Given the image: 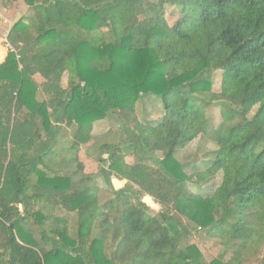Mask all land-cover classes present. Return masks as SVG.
<instances>
[{
  "label": "trees",
  "instance_id": "16d2710c",
  "mask_svg": "<svg viewBox=\"0 0 264 264\" xmlns=\"http://www.w3.org/2000/svg\"><path fill=\"white\" fill-rule=\"evenodd\" d=\"M24 1L0 63V264L247 263L264 243V0ZM151 96L162 114L140 119ZM108 116L122 127L94 135ZM200 136L217 148L179 160ZM199 232L220 238L210 262Z\"/></svg>",
  "mask_w": 264,
  "mask_h": 264
},
{
  "label": "rangeland",
  "instance_id": "374dc122",
  "mask_svg": "<svg viewBox=\"0 0 264 264\" xmlns=\"http://www.w3.org/2000/svg\"><path fill=\"white\" fill-rule=\"evenodd\" d=\"M10 3H11V12L7 16H4L5 14L3 15L0 12L1 15L4 16V18L9 17L7 23L10 22V24L8 25H11V22L13 24V22H15L19 18L20 19L26 18V17H29L28 16L29 14H32L31 8H30V11L28 12L20 9L21 6H24V4H26L24 0H12ZM15 3H16V10H17L16 13L13 10ZM8 25L6 23L2 24V22H0V28L2 26L1 28L2 33L7 29ZM2 46L3 45L0 42V56H1ZM4 47H5V55L3 59L0 61V63L5 59L7 55L6 46L4 45ZM215 76L216 77L214 79V89L217 90L220 86V72H217ZM219 109H220L219 105H213L208 111V115L210 114V116L213 117V121L215 123H218L221 120ZM162 111H163V108H162L161 99L156 96L154 97L151 96L149 98H140L137 103V107H136V112L140 119H157L162 114ZM255 112H256V107L252 109L248 117L249 118L252 117ZM120 127H122V123L120 120H118L114 116H108L94 123L93 134L99 136V135L105 134L109 130L113 132H117V130H119ZM216 148L217 146L214 143H212L210 140H208L205 136H200L196 138L194 141H192L186 148L182 149L179 152L178 157H179V160L181 161H185V162L194 161L195 164H199L201 159L204 158L203 155H206V153L210 151L211 149H216ZM126 160L129 163H133L134 159L131 156H127ZM98 170H99L98 162H96V159L94 157V159H91L90 163L87 165L85 173L96 175L98 173ZM96 177H97V181L100 187L102 188V192L100 194V200L104 201L107 198V196H109L108 191L106 190V187L103 184L101 177L98 175ZM112 182L114 186L121 187L125 181H119L116 178H112ZM220 182H221V174L218 173L209 183L206 184L207 190L203 192L204 196L211 194L213 189L216 188L220 184ZM190 189L194 193H199L197 192V189L191 184H190ZM143 200L149 203L151 201L148 196L147 198L145 196ZM207 213H208V207L206 209V207L204 206L203 212H201V220L207 219L208 217ZM64 215L66 216V219H67V231L70 232L72 229V225L75 222V214L65 213ZM192 239L194 242L198 243V245L201 247L204 253L205 259L208 262L218 257V255L220 254L222 244L220 242L219 237H211V236L204 234L203 232H199L197 234H194L192 236ZM263 260H264V243L259 248V250L256 252V254L251 256V258L245 264H262Z\"/></svg>",
  "mask_w": 264,
  "mask_h": 264
},
{
  "label": "crops",
  "instance_id": "0c3cea01",
  "mask_svg": "<svg viewBox=\"0 0 264 264\" xmlns=\"http://www.w3.org/2000/svg\"><path fill=\"white\" fill-rule=\"evenodd\" d=\"M12 0H0V12L4 15V16H7L10 12H11V2ZM25 6V7H24ZM24 6H21V10H25L26 12H28V11H30V6L29 5H27V4H24ZM13 10L15 11V13H16V3H15V6L13 7ZM14 11H13V13H14ZM2 15V17H3V20L2 19H0V20H2V21H0V22H2V24H10V22H8L7 23V21H8V18L6 17V18H4V16ZM30 15H32V14H29L28 16H30ZM20 19V18H19ZM19 19H17L16 21H18ZM15 21V22H16ZM15 22H13V24H12V22H11V25H8L7 26V29L2 33V31H1V28H2V26H1V28H0V38H1V40H0V42L2 43V47H3V49L5 48L4 47V44H3V41L4 40H7L8 42H9V40H8V34H9V32H10V30H11V28H12V26L15 24ZM10 43V42H9ZM11 44V43H10ZM14 48H15V46L13 45V44H11ZM8 54V53H7ZM7 56V55H6ZM1 57V56H0ZM4 61V60H3ZM2 61V62H3ZM68 74L67 73H65L64 74V76H63V85L64 86H66V84H68ZM42 98V97H41ZM93 128H94V125H93ZM80 154H81V156L84 158L85 157V159H86V163H87V165L90 163V160L91 159H94V156H95V154L92 152V151H88L87 152V154H85V152H83V150H81V152H80Z\"/></svg>",
  "mask_w": 264,
  "mask_h": 264
},
{
  "label": "built area",
  "instance_id": "2783aa9c",
  "mask_svg": "<svg viewBox=\"0 0 264 264\" xmlns=\"http://www.w3.org/2000/svg\"><path fill=\"white\" fill-rule=\"evenodd\" d=\"M0 19L3 20V17L0 13ZM3 44L6 46V50H7V53L9 52H16V49L6 40L3 41ZM17 58H19V56L17 55Z\"/></svg>",
  "mask_w": 264,
  "mask_h": 264
}]
</instances>
